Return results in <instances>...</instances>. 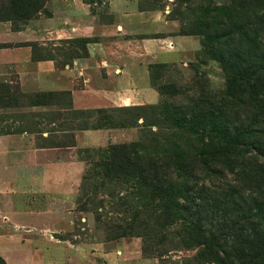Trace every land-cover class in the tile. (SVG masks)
Listing matches in <instances>:
<instances>
[{
    "label": "rangeland",
    "instance_id": "1",
    "mask_svg": "<svg viewBox=\"0 0 264 264\" xmlns=\"http://www.w3.org/2000/svg\"><path fill=\"white\" fill-rule=\"evenodd\" d=\"M19 1L16 9V0H0V22L9 21L11 30L49 14L48 0ZM84 1L93 11L105 12V0ZM137 1L141 10L165 11L177 22L176 31L194 30L186 36L198 40V50L178 64H157L166 66L153 79L161 92L157 104L110 113L112 123L124 126L142 117L138 128L104 146L74 152L84 170L66 204L40 199L22 184L0 190V264H217L213 253L204 252L207 232H190L192 222L214 233L223 252L218 256L225 261L231 254L227 245L239 235L248 210L264 233V0ZM203 22L217 38L207 45L209 54L204 53V29L198 28ZM60 44L55 48L60 64L84 52L81 39ZM29 46L34 60L53 56L49 45ZM65 99L0 85V107ZM221 99L224 107L218 110ZM207 107L210 121L202 116ZM191 115L199 131L226 129L247 136L259 153L261 170L252 175L256 182L248 185L244 175L228 171V146L207 147L204 139L177 128ZM57 118L59 113H6L0 114V124L18 121L31 129L58 123ZM65 119L58 127L86 122L72 111ZM34 139L36 147L51 148L67 145L71 134Z\"/></svg>",
    "mask_w": 264,
    "mask_h": 264
},
{
    "label": "crops",
    "instance_id": "2",
    "mask_svg": "<svg viewBox=\"0 0 264 264\" xmlns=\"http://www.w3.org/2000/svg\"><path fill=\"white\" fill-rule=\"evenodd\" d=\"M104 4L105 12L99 13L84 0H48L49 14L40 13L21 29L11 30L9 21L0 22V45H9L0 48V85L15 84L25 95L68 94L60 104L27 101L0 107L1 115L59 113L58 123H39L31 129L20 127L18 121L0 124V190L22 184L40 199L66 204L84 170L74 152L104 146L134 128L72 131L58 127L65 113L155 105L160 96L151 85L149 66L178 64L199 48L197 39L176 31L177 22L168 20L165 11L141 10L137 0ZM73 39L89 40L86 55L60 64L55 48ZM31 44L49 45L53 56L32 59ZM68 134L74 147L35 146L36 136ZM12 174L18 178H8Z\"/></svg>",
    "mask_w": 264,
    "mask_h": 264
},
{
    "label": "trees",
    "instance_id": "3",
    "mask_svg": "<svg viewBox=\"0 0 264 264\" xmlns=\"http://www.w3.org/2000/svg\"><path fill=\"white\" fill-rule=\"evenodd\" d=\"M16 1H17L16 5L14 7L17 9L20 8L19 5H21V1L19 0ZM35 14H38V12H36ZM24 18L29 19V17H24ZM198 28L204 29V31H202L201 34V36L204 39V53L209 54L210 48L207 45L210 43H215L217 38L211 37V35L208 34V28H209L208 23L203 22V24L198 25ZM179 34L184 36L192 35L194 34V30H191L190 28H187L186 30L181 29L179 30ZM81 40L84 41V52L77 56L86 55L85 46L89 42V40L87 39H81ZM75 57H72L71 59ZM165 67L166 66L157 65V64L149 66L151 85H155L153 82L155 73L158 70L160 71L165 69ZM157 92L159 95H161V92L159 91ZM39 95L41 96L62 95L63 97L66 98L65 101H67L68 99L67 93L39 94ZM29 103L46 104L47 102L37 103V102L29 101ZM223 103L224 100L221 99V102L219 103L220 107L218 110H221L224 107ZM139 108L140 107H128V108H121L116 110L100 109V110H92V111H72L74 114L83 116V119H85L86 122H83L81 125L71 127L70 130L74 131V130L138 128L137 122L139 119H143L142 117H137L135 124L124 126L119 121H117V123H112L114 118L112 117V115H110V113L129 110V109L138 110ZM209 110H211V108L207 107L206 112L203 113L202 116L210 121L212 114L211 116L209 115L208 113ZM194 122L195 119H193V115L187 116L184 118L183 123L179 124L177 128H179L180 130L182 129L185 130L190 135L204 139L205 142H208L207 147L214 148V145H218V144L223 146L222 148L228 146L229 147L227 149V157H228L227 166L229 167L228 171L231 173L236 172L237 175H241V174L244 175V177L246 178L245 182L248 185L250 183H253L255 177L253 178L252 175H255L261 170V165L256 160V156H258L259 153L258 151L255 150L254 147L249 145V141L246 140L247 136L244 137L245 134L243 132L229 134L226 129L220 131L218 129L212 128V131L211 130L207 132L199 131L197 129V126L194 124ZM213 126H215V124ZM219 129H221L220 126ZM74 146L75 145H74L73 136L71 135V141L67 145L54 146V147L63 148V147H74ZM136 168L138 169V167ZM169 217L170 216H168V218ZM242 221L244 225L241 226L239 235L236 236L234 239H231V241L228 243L229 245H227V249L230 251L231 254L228 257V260L226 259V261L221 260L220 257L218 256V252L221 253L223 252L221 249L222 247L219 241L217 240V238L215 237L214 233L206 230L204 231L196 222H192L190 224L191 226L189 230L192 233L198 232L199 234L207 232L206 236L208 238L207 239L205 238L204 242L202 243L204 245V252L207 253L208 255H210V253L211 254L213 253L214 256L213 258L216 260L217 264H263L262 262L264 259V233L259 228V224L257 222V215L248 210L245 216L242 217Z\"/></svg>",
    "mask_w": 264,
    "mask_h": 264
}]
</instances>
